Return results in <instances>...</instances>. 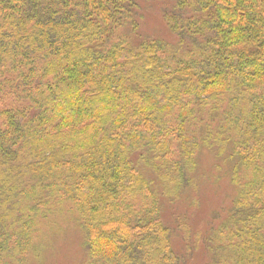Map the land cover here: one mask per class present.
Here are the masks:
<instances>
[{"label": "trees", "instance_id": "16d2710c", "mask_svg": "<svg viewBox=\"0 0 264 264\" xmlns=\"http://www.w3.org/2000/svg\"><path fill=\"white\" fill-rule=\"evenodd\" d=\"M58 214L79 264H264V0H0V264Z\"/></svg>", "mask_w": 264, "mask_h": 264}, {"label": "rangeland", "instance_id": "374dc122", "mask_svg": "<svg viewBox=\"0 0 264 264\" xmlns=\"http://www.w3.org/2000/svg\"><path fill=\"white\" fill-rule=\"evenodd\" d=\"M154 3L148 2L143 5L144 19L141 21L142 30L150 34L165 35L166 37L167 34L157 6L156 8L153 7ZM199 190L200 192L196 193L194 205L191 206L187 204L185 208L184 206L175 207L174 210L169 211L170 214H166L171 225H173L174 222L171 215H186V213H188L191 217V221L189 219V224L195 242L197 238L196 233H199L208 226L210 214L222 201L223 195L220 197L216 196L217 192L222 191L224 194L227 193L224 186H222V188L217 186L215 189L212 187H201ZM71 224V220H64L63 216L58 214V216L53 219V224L47 227L46 230L38 232V236L35 239L38 248H36L35 256H29L31 259L30 264H79L81 240L78 236V228L74 229ZM176 245L177 249H180L181 252L183 249V243L177 241ZM192 256L193 259H188L187 264L204 262L205 252L203 243L198 251H193Z\"/></svg>", "mask_w": 264, "mask_h": 264}]
</instances>
